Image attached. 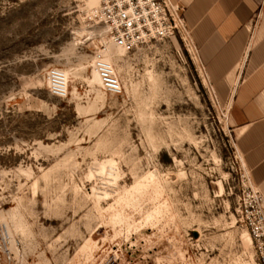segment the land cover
Wrapping results in <instances>:
<instances>
[{"label": "rangeland", "instance_id": "374dc122", "mask_svg": "<svg viewBox=\"0 0 264 264\" xmlns=\"http://www.w3.org/2000/svg\"><path fill=\"white\" fill-rule=\"evenodd\" d=\"M88 9L0 0V264H257L227 103L190 31L107 56Z\"/></svg>", "mask_w": 264, "mask_h": 264}, {"label": "crops", "instance_id": "0c3cea01", "mask_svg": "<svg viewBox=\"0 0 264 264\" xmlns=\"http://www.w3.org/2000/svg\"><path fill=\"white\" fill-rule=\"evenodd\" d=\"M223 102L235 149L264 196V0H171Z\"/></svg>", "mask_w": 264, "mask_h": 264}, {"label": "built area", "instance_id": "2783aa9c", "mask_svg": "<svg viewBox=\"0 0 264 264\" xmlns=\"http://www.w3.org/2000/svg\"><path fill=\"white\" fill-rule=\"evenodd\" d=\"M88 14L101 24L114 45L126 52L151 40L176 34H188L181 9L171 0H96ZM197 53V48L193 44ZM110 92L120 90L112 71L102 69ZM50 87L54 95L65 97L67 78L61 70L50 71ZM237 210L239 220L248 231L257 264H264V196L256 190L244 171Z\"/></svg>", "mask_w": 264, "mask_h": 264}, {"label": "bare ground", "instance_id": "6f19581e", "mask_svg": "<svg viewBox=\"0 0 264 264\" xmlns=\"http://www.w3.org/2000/svg\"><path fill=\"white\" fill-rule=\"evenodd\" d=\"M96 0H88V5L90 7H92L95 4ZM90 34V31H82V32H78V37L82 40V38L86 35ZM122 48L114 45V43L111 41L108 46H107V51H106V55L110 56L112 54H115L117 52H119V50H121ZM123 50V49H122ZM102 69H108L109 71H113L112 69V65L109 62L108 57H105L103 59H100L98 61V64H94V70H95V76L96 79L98 77V80L100 82V84L103 82V73H102ZM64 73V72H63ZM65 75V73H64ZM66 77V76H65ZM245 238L246 240L250 243V237L247 233H245Z\"/></svg>", "mask_w": 264, "mask_h": 264}]
</instances>
